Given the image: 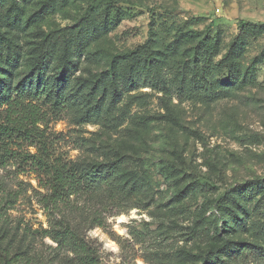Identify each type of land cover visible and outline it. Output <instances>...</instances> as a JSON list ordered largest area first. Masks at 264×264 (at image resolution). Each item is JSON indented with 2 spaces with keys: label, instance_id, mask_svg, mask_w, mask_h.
<instances>
[{
  "label": "rangeland",
  "instance_id": "374dc122",
  "mask_svg": "<svg viewBox=\"0 0 264 264\" xmlns=\"http://www.w3.org/2000/svg\"><path fill=\"white\" fill-rule=\"evenodd\" d=\"M11 5L27 25L3 23ZM89 19L110 25L84 44L65 100L20 115L0 108V264H264V186L228 230L216 203L264 180V30L244 35L239 58L255 83L226 96L181 88L184 75H199L188 62L202 42L221 40L219 61L244 23L264 29V0L4 1L1 31L21 51L13 85L28 83L36 48L77 46ZM97 103L102 112L89 113ZM58 158L82 170L84 187L55 206L41 161ZM118 159L107 181L87 173Z\"/></svg>",
  "mask_w": 264,
  "mask_h": 264
},
{
  "label": "trees",
  "instance_id": "16d2710c",
  "mask_svg": "<svg viewBox=\"0 0 264 264\" xmlns=\"http://www.w3.org/2000/svg\"><path fill=\"white\" fill-rule=\"evenodd\" d=\"M4 1L8 0H0V3L2 4ZM22 14L20 7L11 5L8 9V15L3 18V23H13L17 27L27 25L23 21ZM1 22L2 20H0ZM108 25H110L108 20L99 25L90 19L87 20L79 29L77 35L79 44L74 46L66 42L59 55L55 54L57 52L56 49L46 51L41 46L36 48L34 50L35 55L31 58L32 72L27 78L29 79L28 83L23 82L13 85L11 77L14 70L18 67L21 51L19 50L17 37L15 35L7 36L2 33L0 24V108L3 105H7V111L14 112V114L16 112L19 114L20 112L21 114L27 111L40 110L42 105L52 106L59 103L58 100H65L67 86L71 82L72 74L77 68L78 57L84 51V44H88L93 38H98L102 34L103 29L107 28ZM262 30H264L262 27L258 28L253 24L244 23L241 36L219 61H216L215 57L220 53L221 40L217 39L210 46L202 42V48L197 50V54L192 62H188L192 64L194 70L199 71V75H184L181 81V88L183 90L189 89V85L192 83L197 90H200L205 95L209 94L208 97L226 96L229 90L240 91L245 89L249 83H255L253 70L243 73L239 69V58L243 55L245 49L244 35L263 32ZM120 59L118 58L117 60ZM51 68L56 69L57 72H54V70L50 71ZM130 72L136 76L127 74L128 77L139 81L140 78L137 76L140 72L139 67L131 66ZM115 74H113V78L116 79ZM224 77H226V80L223 79ZM120 83H123L125 86L128 84V80L122 76L119 81H113L115 92L108 103L109 112L113 110L117 101L122 97ZM92 84L94 89L104 86V84L100 85L98 82H93ZM217 88L222 89L219 91ZM30 97H33V99H30ZM102 110L103 105L97 103L94 107L89 108L88 112L100 113ZM43 161L41 162L49 178V184L46 186L51 189L49 196L50 203L55 206L62 203L68 204L72 195L77 194L84 187L82 170L76 168L75 164H68L60 158L51 164ZM122 164V159L108 164H97L92 166L87 173L107 181L108 176L117 173ZM104 168L107 170H104ZM262 186H264V180H259V182L257 181L253 184H240L227 190L223 197L217 200L218 217L223 222L221 229L228 230L243 221L249 212L247 205L255 202V194L261 191L260 187ZM237 247L238 244L223 245L219 248L211 249L208 254L220 256V253H225L229 250L235 251ZM19 253L12 255V257L6 256V261L19 260Z\"/></svg>",
  "mask_w": 264,
  "mask_h": 264
}]
</instances>
